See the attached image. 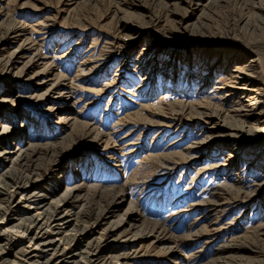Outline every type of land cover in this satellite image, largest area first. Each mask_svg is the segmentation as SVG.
<instances>
[{
  "label": "rangeland",
  "instance_id": "rangeland-1",
  "mask_svg": "<svg viewBox=\"0 0 264 264\" xmlns=\"http://www.w3.org/2000/svg\"><path fill=\"white\" fill-rule=\"evenodd\" d=\"M263 7L264 0H0V40L13 27L19 31L0 42V68L11 59L17 69H29L23 78L0 72V93L17 92L0 104V115L26 125L9 146L29 145L21 161L0 169V185L49 172L46 193L75 188L67 201L77 218L71 216L65 233L77 235L74 247L85 264H105L109 252L122 254L126 264H220L213 255L225 245L246 253L231 257L234 263L263 264L264 137L254 145L239 132L242 144L230 156L226 144L239 147L236 137L203 145L197 138L206 130L187 120L201 117L195 108L230 99L213 84L242 68L264 109V35L240 23H263ZM38 54L45 60L40 65ZM55 85L69 96L50 110L44 96ZM181 104L189 107L179 117ZM233 118L220 119L217 133L223 124L238 127ZM239 190L249 191L247 197ZM114 194L113 215L99 231L86 230L85 218ZM124 214L133 215L120 238L105 243L110 220ZM143 225L168 229L144 244L139 236L151 229ZM46 230L42 236L53 234Z\"/></svg>",
  "mask_w": 264,
  "mask_h": 264
},
{
  "label": "bare ground",
  "instance_id": "bare-ground-1",
  "mask_svg": "<svg viewBox=\"0 0 264 264\" xmlns=\"http://www.w3.org/2000/svg\"><path fill=\"white\" fill-rule=\"evenodd\" d=\"M242 11H244V8L241 9V12ZM258 17L263 20V23L255 21V25H253V22L245 18H243L240 23H244L245 26H249L251 31L255 33L259 32L261 35H264V7L259 11ZM238 28L239 21H234L232 24V31L236 32ZM18 33L19 31L17 27H13L6 33V36L2 38V40H5L6 38L15 39L18 36ZM2 40H0V42H2ZM26 49L30 50L31 46L28 45ZM146 49L148 50L147 47ZM21 51V46L16 48V50H14V54H11L12 58H16L17 55L21 53ZM215 54L216 55L214 58L218 57V55H221V53ZM38 56L40 57L39 54ZM242 57L243 55L238 58ZM210 58L211 56L208 57L207 60ZM251 58L254 59V56H251ZM44 62V58L40 57L37 64L40 65ZM252 62L254 61L252 60ZM236 66L237 64H234L232 68H235ZM245 71V68L240 70L236 69L234 74L231 77H228L225 81L220 80L213 84V89L217 93L224 91L227 93L226 97H231L230 99L223 100L220 105H216L205 110H199L194 107L201 117H187L190 125L195 124L196 126H201L202 131L206 130L204 134L197 138L203 145L206 141H209L210 146L215 145L216 140L221 138L223 135L224 137H236L238 141H236V145L239 147H231L230 145L226 144L227 147L233 148V151H228L230 156L233 153H236L242 144L240 142L241 136L238 135L239 132L246 133V138L248 139L246 143L254 145H258L261 137H264V116L262 115L264 113V109L260 105L261 98H259L261 93L257 91L256 82L248 79V77L244 74ZM0 72L8 75L9 77L23 78L29 73V69H17L15 64L10 59L1 66ZM212 80L214 79L210 78L204 80V82L211 83ZM59 84L62 85V83ZM70 91L71 90H69V92ZM16 94L17 92L15 91H6L0 93V104L4 103L5 100H8L7 103H10L13 100L12 97H14ZM68 96L69 95H67L66 92H63L62 89L60 90L58 88V85H55L50 86L49 89L46 90L44 98L49 100V102L51 101V103H49L48 109L58 110L56 107L58 104H65L62 103L60 99L63 98L64 100L62 101H66ZM245 102L248 103V105H246ZM227 104L236 105L230 107ZM188 107V105L181 104V110L176 116L182 117ZM1 115L0 123L3 126V131H0V169L8 162L13 164L14 162L21 161L24 158L25 153L28 152L29 146L28 145L26 147L24 145L19 148H13L9 146L11 141L21 139L24 136L22 133H18V129L26 128V125L23 121H21L20 124H17V122H14V120L10 121L8 117ZM229 115L234 117L239 122V126L233 128L232 126H226L223 124L222 126L225 127V129L222 130V133H217L219 120L226 118ZM252 118L256 119L257 121H262V126L253 127L249 121ZM178 120L184 121L182 119ZM54 168L56 170H54L55 173L60 172L61 160H58L57 163H55ZM50 175L51 173L49 172H46L42 175H34L33 173H30L28 175H21L18 179L12 181L11 184L5 188L2 187L3 184L0 185V264H65L69 258L74 260L73 264H85L80 261L82 249H77L74 247L77 235L65 233L68 231L67 225L70 222L71 216L77 218L74 212L70 209L69 203L67 201V196L75 194V188H73L71 192H69L68 187H64L60 192L56 190L51 192V194L46 193L44 190L48 186V178ZM261 185L264 186V180L262 181ZM242 191L244 190H239L238 192ZM248 192L249 191H246L244 193L245 197H247ZM108 200H110L109 203L103 204L101 209H95L89 216L85 218L87 223L86 230H89L92 226L93 231H99L104 218H108V214L113 215L114 205L116 204V200H119V196L114 194L106 201ZM8 208L9 211L11 209L13 210L11 214H8ZM133 214L140 215L139 213ZM133 214H124L121 219L120 216H117L119 220H116L115 222L110 220L112 221L110 222L112 223L110 225L111 228L107 231H110L111 234L105 235V243H108L109 241L106 240L111 238H120L121 231L126 227L127 220H129L126 219V217ZM89 217H95L94 219H90L91 223L89 222ZM135 217L136 216L134 215V218ZM27 220H30L29 224H25V221ZM150 225H143L141 227L144 230H151L143 232L139 236V242L144 244L155 243L160 239L161 232L165 231L167 228L166 227L164 229L160 226L151 227ZM46 229H51L53 234L50 236H42L46 231H49ZM127 231L136 230L135 228H129ZM262 233L264 234V231ZM66 239L70 240L68 245L72 243L70 248H67L68 246ZM98 241H101V238H98ZM78 242L82 241L78 240ZM261 242L264 243V239ZM174 244L175 248L180 246L178 241H175ZM168 248L170 250L172 249L171 247ZM106 250L108 251V248H106ZM131 250H135V247L131 246ZM236 255H242L246 257V253L241 249H236L233 245H225L220 247L219 251L213 256L215 257L216 262L220 264H240L234 263V260H230L231 257ZM121 257L122 254H110L109 252V255L106 257L105 264H126L124 260H121ZM41 258H43V260L38 262L37 260ZM74 258L77 259L75 260ZM185 258H188V256ZM188 263L189 262L187 261L184 262L179 259L176 261V263L173 262L172 264ZM262 263L264 264V260Z\"/></svg>",
  "mask_w": 264,
  "mask_h": 264
}]
</instances>
